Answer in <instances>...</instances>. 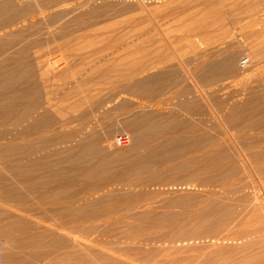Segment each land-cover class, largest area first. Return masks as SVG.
<instances>
[{
	"label": "rangeland",
	"instance_id": "obj_1",
	"mask_svg": "<svg viewBox=\"0 0 264 264\" xmlns=\"http://www.w3.org/2000/svg\"><path fill=\"white\" fill-rule=\"evenodd\" d=\"M59 1L1 3L0 63L8 58L5 66L38 79L36 63L62 55L72 77L56 82L49 75L51 104L65 105V116L73 117L71 103L83 95L79 85L91 87L90 101L103 103L95 114L111 117L96 127L102 153L116 150L119 134L131 139L134 116L176 115L183 123L202 119L210 134L226 140L217 158L227 169L166 174V182L141 187L146 193L117 208L121 225L97 221L86 224L95 229L87 235L54 232L40 243L48 245L44 257L18 253L12 264H264V0ZM244 57L249 63L243 67ZM214 63L215 73L209 69ZM137 83L136 91L124 90ZM70 86L78 94H68ZM88 105L79 111L91 112ZM233 108L250 122L230 121ZM209 175L213 181L206 183ZM136 212L144 219L127 218ZM107 226L118 228L101 235ZM124 231L136 234L115 236Z\"/></svg>",
	"mask_w": 264,
	"mask_h": 264
},
{
	"label": "bare ground",
	"instance_id": "obj_2",
	"mask_svg": "<svg viewBox=\"0 0 264 264\" xmlns=\"http://www.w3.org/2000/svg\"><path fill=\"white\" fill-rule=\"evenodd\" d=\"M63 28L62 26L61 29ZM63 59L62 55L55 54L46 62L39 60L36 63L38 70L40 69L38 79L35 74V77L29 75L28 70L27 75L24 71H14L10 66H5V59V62L0 63V162H3L0 165V264L15 263L20 255L18 253L30 254L37 259L44 257L48 245L44 247L40 243L54 232L66 231L73 235L84 232L87 235L95 229L86 224H95L97 221H103L106 225H121V214L114 215L117 208L118 211L122 210V203H129L146 193L141 187L166 182V174L200 173L206 169H214L215 173L221 174L227 169L224 161L217 158L226 140L220 141L221 138L210 134L202 119L183 123L176 115L162 120L150 114L134 116L135 122H129L134 126L131 139L125 135L122 146L116 145V150L107 154L100 152L98 145L103 136L101 137L96 127H101L111 117L103 112L101 116H97V112L95 114L94 111H100L103 103L90 101L91 87L83 86V89L78 84L83 95H79V98L75 95L77 98L71 103L73 117L65 116V105L54 103L53 107L51 104L52 95L48 96L47 92V83L51 81L49 75L56 82L72 77V72H68L69 75L65 73L68 63ZM226 61L229 66L230 58ZM215 65H209L214 73L219 67V64ZM85 74L81 78L86 80L84 83L92 77V71ZM140 84L124 90L136 91ZM69 88L68 94H78L80 91L78 89L77 92L76 87ZM102 90H97V93ZM251 101H246V108L251 106ZM86 104H89L91 112L85 108L79 111V107ZM237 119L245 124L250 122L244 112L233 108L229 120ZM73 123L75 127L66 132L57 130ZM223 133L224 136L225 132ZM131 142L132 149L129 148ZM242 146L248 147L246 142ZM127 148L129 152L124 151ZM116 153L118 157H115ZM197 153H200V157L195 160L194 155ZM176 159L180 162L175 163ZM205 181H213L212 175ZM127 188L130 189L128 193H116ZM113 200L117 201V207ZM143 206L145 207L144 204ZM133 211L130 213H134ZM143 212L130 214L127 218L134 217V221H141L149 210ZM111 213L114 216L110 217ZM31 217H36L34 219L40 222L37 223ZM44 222L48 225H42ZM116 226H107L101 235L117 231ZM123 233L136 234L124 231L120 235L117 232L115 236H127H123Z\"/></svg>",
	"mask_w": 264,
	"mask_h": 264
},
{
	"label": "built area",
	"instance_id": "obj_3",
	"mask_svg": "<svg viewBox=\"0 0 264 264\" xmlns=\"http://www.w3.org/2000/svg\"><path fill=\"white\" fill-rule=\"evenodd\" d=\"M17 1H19L21 3H26V2H29L31 0H17ZM248 62H249L248 61V57H244L240 61L241 65L243 67L246 66L248 64ZM124 139H126V136L122 133V134H119V135L115 136L114 142H115L116 145L122 146V142H123Z\"/></svg>",
	"mask_w": 264,
	"mask_h": 264
},
{
	"label": "crops",
	"instance_id": "obj_4",
	"mask_svg": "<svg viewBox=\"0 0 264 264\" xmlns=\"http://www.w3.org/2000/svg\"><path fill=\"white\" fill-rule=\"evenodd\" d=\"M3 1H4V2H5V1L7 2V0H0V3H2ZM8 1H11V0H8ZM42 1L45 2V1H47V0H45V1L42 0ZM49 1H50V0H49ZM52 1H53V0H52ZM54 1H57V0H54ZM61 1H62V0H61ZM61 1H59V2H61ZM56 3H58V2H56ZM56 3H55V4H56ZM0 10L2 11L1 4H0ZM3 10H4V9H3ZM1 11H0V16H1V17H0V20L2 19V17H5V16H6V14H3V15H2V14H1ZM22 31H23V30H21V31H19V32H22Z\"/></svg>",
	"mask_w": 264,
	"mask_h": 264
}]
</instances>
